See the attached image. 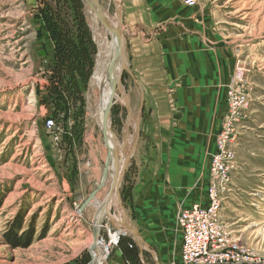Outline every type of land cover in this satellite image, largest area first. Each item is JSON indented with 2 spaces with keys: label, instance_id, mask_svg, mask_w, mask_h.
I'll use <instances>...</instances> for the list:
<instances>
[{
  "label": "rangeland",
  "instance_id": "374dc122",
  "mask_svg": "<svg viewBox=\"0 0 264 264\" xmlns=\"http://www.w3.org/2000/svg\"><path fill=\"white\" fill-rule=\"evenodd\" d=\"M149 1L161 16L170 0ZM100 2L111 16L118 6L122 10L125 57L133 74L141 44L163 39L168 27L180 21L164 15L157 23L152 18L131 23L125 15L131 8L123 7V0ZM182 3L188 8V38L230 58L225 108L205 155V172L200 185L186 184V196L207 203L208 188L218 184L229 244L248 253L251 262L241 264H264V0ZM94 30L84 0H0V264L91 262L95 198L85 203L96 189L95 197L105 194L98 187L107 151L88 112L98 51ZM120 81L112 97L110 127L121 139L134 114L140 128L118 192L130 224L148 247L142 248L131 233L113 239L120 225L105 218L99 239L109 244V254L103 264H179L176 215L186 196L167 222L164 247L156 249L134 209L154 181L156 159L166 168L168 158L161 155L160 145L144 144L146 97L139 81L126 70ZM168 99L174 105L172 96ZM217 157L227 181L220 177L223 170L214 173Z\"/></svg>",
  "mask_w": 264,
  "mask_h": 264
},
{
  "label": "crops",
  "instance_id": "0c3cea01",
  "mask_svg": "<svg viewBox=\"0 0 264 264\" xmlns=\"http://www.w3.org/2000/svg\"><path fill=\"white\" fill-rule=\"evenodd\" d=\"M182 2H165L161 16L149 0L123 3V7L131 8L125 12L131 23H146V18L157 23L164 20V15L180 20L168 27L163 39L141 44L133 59L134 75L146 97L144 144L160 145L161 155L168 158L166 168L159 157L156 159L154 181L134 209L152 233L150 241L156 249L164 247L167 222H171L178 200L186 196V184L200 185L207 164L205 155L213 145L212 137L225 108L224 83L230 65L227 54L213 53L188 38V8ZM130 47L129 42L128 49L134 52ZM173 85L176 87L171 93ZM168 96H172L174 105L169 104ZM193 191L190 195L196 197ZM189 198L186 196V206L196 202Z\"/></svg>",
  "mask_w": 264,
  "mask_h": 264
},
{
  "label": "bare ground",
  "instance_id": "6f19581e",
  "mask_svg": "<svg viewBox=\"0 0 264 264\" xmlns=\"http://www.w3.org/2000/svg\"><path fill=\"white\" fill-rule=\"evenodd\" d=\"M84 1L87 6L88 14L92 20V23H94V26H95L94 38L98 46L94 75L92 76L90 80L89 93H88V98H89L88 112H89V118L91 120L90 126L91 127L96 126L100 130V132L103 135V142L107 149V151H104L105 161H104V166L102 168V173H104L105 168L107 169V173L104 176V179L102 175L100 179L102 183V189L105 192V194L101 199L100 197H95L96 195H94L95 200L93 201L94 202L93 205L96 206L94 226L100 229L102 221L105 218L110 219V221L112 220L113 223H115L116 225L117 224L120 225L119 232L112 234V238L114 239L115 236L116 237L118 236V233H120L121 235H124L127 233L129 234L131 233L132 235H134V232L137 231V229L133 225H131L128 220L129 218L127 217L124 211V207H123L118 189L122 182V179L125 174V170L129 164V161L133 157L134 150H135V142H136V138H137L138 131H139L138 129L140 127H139L138 119L136 118V116L134 114L130 115V117L126 121L124 136L120 139L112 131L110 127V117H111V111H110V115L108 116V127H109L108 135L107 137H104V134H103L104 111L108 107H110V109L112 108L113 106L112 97H114V95L116 94L115 89H117V87L121 83L120 80H121L124 69L128 67V63L125 57L126 56L125 50H124L125 38L123 35L121 39V45H120L122 53H123V57L114 66V60L118 52V38L102 22V20L99 18L97 13H95L92 10V8L90 7V4L86 0ZM97 1L101 5L102 11L104 12L111 26L112 27L120 26L122 24L121 8L118 6L119 13L111 16L108 13L105 6L102 5L100 0H97ZM122 100L126 102L127 97L124 96ZM92 134L93 133L89 135L90 140H93ZM109 148L111 149L115 148L116 154L115 156L110 155L109 156L110 158L108 161ZM95 161L97 160L95 159ZM96 173L97 172H95V174ZM108 194H109V198H108V201H106ZM113 211H115L116 214L115 213L113 214ZM91 242L93 244V246H91V251L95 259L92 264H103L105 258L109 254V244L100 240L99 235L96 238L95 243H94V240ZM139 245L142 248H144V246L148 247L144 245V243L142 242H139Z\"/></svg>",
  "mask_w": 264,
  "mask_h": 264
},
{
  "label": "built area",
  "instance_id": "2783aa9c",
  "mask_svg": "<svg viewBox=\"0 0 264 264\" xmlns=\"http://www.w3.org/2000/svg\"><path fill=\"white\" fill-rule=\"evenodd\" d=\"M193 6L197 0H183ZM53 122L49 121V125ZM214 173L227 181L224 164L219 157L215 159ZM221 190L212 182L208 188V202H193L190 206L181 204L176 215L180 230L179 264H241L251 262L246 251L231 246L223 223ZM243 252L244 257L240 252ZM240 254V255H239Z\"/></svg>",
  "mask_w": 264,
  "mask_h": 264
},
{
  "label": "water",
  "instance_id": "95a60500",
  "mask_svg": "<svg viewBox=\"0 0 264 264\" xmlns=\"http://www.w3.org/2000/svg\"><path fill=\"white\" fill-rule=\"evenodd\" d=\"M89 4H90V7L92 8V10L97 13V15L99 16V18L102 20V22L113 32L114 35L117 36L118 38V52H117V55L115 57V60H114V66L122 59L123 57V53H122V50H121V39H122V36H123V29H122V26H118V27H112L111 24L109 23L107 17L105 16L104 12L102 11V8H101V5L99 4V2L97 0H86ZM119 12L117 11V14ZM124 70H126L132 78H134V74L132 73V71L129 69V68H125ZM110 107L106 108L105 111H104V118H103V134H104V137H107L108 135V116L110 115ZM116 154V149L115 148H109V154H108V161H109V156L110 155H114L115 156ZM107 161V162H108ZM107 173V169L105 168L104 169V173H103V179H104V176L106 175ZM102 186V183H100L99 185V189L101 188ZM98 189L92 191V193L90 194V196L88 197L86 204H88V202L94 197V195L96 194ZM108 198H109V194L107 196V199L106 201H108ZM95 221V220H94ZM95 225V224H94ZM99 232H100V229L98 227H95L94 226V231H93V236H94V243L96 241V238L98 237L99 235ZM138 236V237H137ZM138 238V239H137ZM134 239L135 241L139 244V242H142L144 243V245L148 246L146 241H144V239L141 237V235L135 231L134 232ZM93 246V244H92ZM92 253V251H91ZM94 256L92 254V259H91V262L90 264H92L94 262Z\"/></svg>",
  "mask_w": 264,
  "mask_h": 264
}]
</instances>
